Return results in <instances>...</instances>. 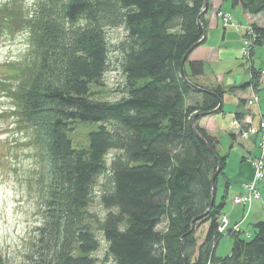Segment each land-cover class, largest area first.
Masks as SVG:
<instances>
[{
	"label": "trees",
	"instance_id": "trees-1",
	"mask_svg": "<svg viewBox=\"0 0 264 264\" xmlns=\"http://www.w3.org/2000/svg\"><path fill=\"white\" fill-rule=\"evenodd\" d=\"M32 1L26 10L18 0L0 6V27L27 33V53L5 65L9 73L0 79V92L12 101L1 117L14 118L39 159L29 187L34 185L43 212L29 264H95V232L106 241L112 264H264V220L246 239L228 224L219 232L225 196L216 203V183L226 176V157L198 121L218 105L222 112L224 90L196 83L204 73L201 61L184 65V75L180 71L206 32L204 15L203 32L197 18L208 1ZM230 2L249 16L264 14V0ZM117 27L125 31L118 48L125 95L99 100L93 87L109 67L106 30ZM251 31L252 55L264 43V29L252 23ZM249 72L248 83L228 91L257 92L260 70ZM92 124L96 130L77 143V129ZM111 151L117 153L107 164ZM102 176L106 213L97 216L88 207ZM223 236L233 244L228 256L218 258ZM0 264H6L1 253Z\"/></svg>",
	"mask_w": 264,
	"mask_h": 264
},
{
	"label": "rangeland",
	"instance_id": "rangeland-1",
	"mask_svg": "<svg viewBox=\"0 0 264 264\" xmlns=\"http://www.w3.org/2000/svg\"><path fill=\"white\" fill-rule=\"evenodd\" d=\"M9 1L11 0H0V6L6 5ZM18 2L22 4L24 10L32 8L33 5L32 0H18ZM222 3L224 5L222 13L226 14H222L221 16H229L236 26L241 24L240 29L237 30L236 28L238 27L232 26L231 21L224 22V17L221 18L220 16L221 13H216L215 15V11H212L209 4V9L203 14L204 25L208 27L209 19L206 18L211 13H213V16L219 18L220 25L217 28H213V30H208V32L206 28L205 34L208 33V35H205L206 39H204V42L213 46L215 53L218 54V59L207 61V63L201 62L204 63V84L216 83L217 76H219L223 77L222 88L226 89V87L230 88L229 86H233V82L238 84L243 79L246 81L249 78L250 67L260 68L264 73V44L255 46L251 55L244 44V41L248 37L246 35L243 36L244 31H251V26L245 28L248 17L243 14L241 8H233L230 0ZM255 22L257 24H264V14L259 15V18ZM124 38L125 31L122 27L106 30L109 67L103 74L100 85L93 87L96 99L117 101L125 95V78L120 67L122 58L118 50ZM26 40L27 33L24 29L6 26L0 27V79H5L8 76L9 70H6L7 67L5 65L16 63L24 58L27 53ZM191 53L184 60L186 68H188V62H192L190 61ZM197 78H194V80L197 81ZM231 92L225 90L222 101L224 99V105H229L232 109L234 107L232 103L235 101L233 99L236 96L234 92ZM242 93L245 94V91ZM237 101L236 103H238ZM10 107H12V101L6 97L5 92H0V253L6 264H29L27 258L31 256V244L34 240L35 229L42 222L41 214L43 212L34 185L32 184L33 188L29 187L30 183L35 182L36 171L39 168V159L34 156V150L26 145L25 134L15 128L14 124L16 123L14 118L10 115L1 117V113L8 111ZM253 107H251L252 111L255 110V107ZM231 112L233 110H225L223 113L218 114L223 127L222 129H218V133L215 136L218 140L217 149L219 154L226 157L225 175L230 177L235 172L237 165L244 163V160L251 162L253 167L252 180L244 184V192L234 195L230 199L232 206L245 207L243 220L240 225L238 224V231L241 226L242 232L240 235L246 239L253 234V228L250 223L251 217H246L251 203L257 201L260 205L259 211L264 212V173L256 172L257 168L255 166V163H258L257 160L264 155L262 139L264 132L261 130L259 132L261 134L259 154L257 152L258 156L255 154L254 156L257 157L251 160L248 154L250 148L245 141L250 136L256 135L257 132L248 126V124L244 126L245 129H241L235 120L233 121V125L232 123L230 125ZM87 126L77 129L79 131L75 135L77 143L84 144V135L82 134H85V141H87L86 134L90 131L92 132V130H96V125ZM234 131H242L244 133L240 136L241 139L237 138V141H235L231 137ZM73 139L72 141L75 144ZM116 153L115 151H111L107 155V164L111 162ZM241 157L244 159L243 161ZM226 180V176L223 175H220L217 179L216 203H219L223 196L230 194L226 190L228 186L225 185ZM104 182V176L98 178L93 187L92 201L88 207V210L97 216H103L106 213L100 204L101 185ZM227 208L228 205H226L224 210L222 209L224 215H222L221 221L226 219L228 222L225 215L227 214ZM205 230V226L199 229L197 231L198 235H204ZM95 234L99 242V248L97 252L91 254L92 259H94L95 264H112L105 256L106 241L101 233L95 232ZM232 244V237L223 236L216 248V257L224 258L228 256Z\"/></svg>",
	"mask_w": 264,
	"mask_h": 264
},
{
	"label": "crops",
	"instance_id": "crops-1",
	"mask_svg": "<svg viewBox=\"0 0 264 264\" xmlns=\"http://www.w3.org/2000/svg\"><path fill=\"white\" fill-rule=\"evenodd\" d=\"M229 0H208L212 11H215L214 14L216 15V13H221L222 14H226V13H222V9L224 7L222 2H228ZM236 8H240V7H235ZM242 11V10H241ZM244 14V13H243ZM248 19H247V23L245 25L246 27L251 26L252 23L256 24L257 26L261 27L264 29V24L263 23H259L257 24L255 22L256 19L259 18L258 16L252 17L249 16L247 14H245ZM211 17V18H209ZM216 16H213V13H211L208 18L209 19V25L207 28V32L208 30H213V28H217L218 25H220V20L219 18H214ZM262 24V25H261ZM240 25L238 24V28H236L237 30L240 29ZM246 30V29H245ZM246 31H244L243 36L245 34ZM205 35H208L205 34ZM206 39V38H205ZM264 44V43H263ZM220 50V49H219ZM214 59H218V54L215 53L213 46L206 44L205 42H203L200 46H198L197 48H195L193 50V52L191 53V58L190 61L192 62H199L202 61L204 63H207V61H213ZM258 70H260L261 74L259 76V87L257 92L253 91L252 88H246L245 90V94H243V91H235V98L233 100H235L232 105H234V107L231 109V106L229 105H224V99L222 101V113L227 110V111H232L230 113L231 115V121H230V125L232 123L233 125V121L235 120L236 122L239 123V126L241 127V129H245L244 126H246L248 124V126H250L252 129H254V131L257 132L256 135L254 136H250L245 142L248 145V147L250 148V151L248 152L251 160L256 158L257 152L259 154V143H260V121L262 119V117H264V73L263 70H261L260 68H256ZM263 75V76H262ZM203 78L204 76H200L197 78L196 83L199 86L202 87H207V88H217L220 87L222 88L223 85V77H219L217 76V80L216 83H209L208 85L204 84L203 82ZM251 75L249 74V78L245 81L244 79L236 84L235 82L232 83L233 86H229L231 87H237L239 85L248 83L250 81ZM222 83V84H221ZM223 89V88H222ZM228 87H226V89H223L224 91H228ZM231 92V91H230ZM233 93V92H231ZM253 95V96H252ZM256 97L257 98V102H254L253 104H251L250 106L247 105V101L250 100L252 97ZM238 99V101H237ZM245 100L246 102L244 104H241V100ZM236 101L238 103H236ZM255 107V110H251V107ZM253 107V108H254ZM241 114L242 118L240 120L235 119V114ZM218 114H221L220 112H214L211 115L208 116H204L202 118L199 119L198 124L199 126L204 129L208 135H210L211 137L216 138L215 135H217L218 133V129H222V125H221V120L218 117ZM247 119H249L248 121H246ZM235 132V131H234ZM238 132H235V134H237ZM237 137L234 138L235 141H237V138H240L239 135H236ZM241 139V138H240ZM257 156H254V155ZM241 160L243 161L244 159ZM245 162L242 164H238L237 168L235 169V172L228 177L226 175L227 178V192H229L230 194H227L225 196V203H224V207L223 210L225 209L226 205H228V208L226 210L227 214L226 218L228 219V228H233L236 225H240V223L243 220V214L245 211V207L243 206H232L230 203V199L232 196L237 195V194H241L244 192V184H246L247 182H250L252 180L253 177V167L251 165V162H248V160H244ZM225 195V194H224ZM261 198V195H260ZM259 204L257 201H253L249 207V212L248 215L246 217H251V225L253 226L254 224H256L259 221H263L264 220V212L259 211ZM222 210V211H223ZM222 215H224V213L222 212ZM246 219V218H245ZM238 225V227H239ZM239 234H241L242 229L241 226L239 228ZM248 233V232H246Z\"/></svg>",
	"mask_w": 264,
	"mask_h": 264
},
{
	"label": "built area",
	"instance_id": "built-area-1",
	"mask_svg": "<svg viewBox=\"0 0 264 264\" xmlns=\"http://www.w3.org/2000/svg\"><path fill=\"white\" fill-rule=\"evenodd\" d=\"M221 16V15H220ZM222 17H224L223 18V20H224V22H226V21H231V18L229 17V16H227V15H225V16H221V18ZM232 22V21H231ZM231 25L233 26V25H235L233 22L231 23ZM236 26V25H235ZM236 27H238V26H236ZM249 35H251L252 34V31H250L249 30V32H247ZM252 36V35H251ZM253 39V36L251 37V38H248V39H246L245 41H244V44H245V46L247 47V48H249V46H250V44H251V40ZM254 102H257V98L254 96V97H252L250 100H248L247 101V105L248 106H250L251 104H253ZM239 124V123H238ZM237 124V125H238ZM234 127V126H233ZM237 127V126H236ZM259 127H260V130L262 131V132H264V117L261 119V121H260V124H259ZM239 133H240V135H243L244 133L242 132V131H238ZM263 151H264V135H263ZM258 163H255V166H256V172H262V173H264V155H262L258 160ZM257 195V194H256ZM258 196V195H257ZM259 198V197H258ZM241 200V199H240ZM227 224H228V222H227V220L226 219H223L222 221H221V225H220V227H219V232H221V233H225L226 232V230H227ZM234 231H238V226H235L234 227Z\"/></svg>",
	"mask_w": 264,
	"mask_h": 264
},
{
	"label": "water",
	"instance_id": "water-1",
	"mask_svg": "<svg viewBox=\"0 0 264 264\" xmlns=\"http://www.w3.org/2000/svg\"><path fill=\"white\" fill-rule=\"evenodd\" d=\"M206 10H207V3H205V7H204V9L201 11V13L199 14V17L197 18V25H198L199 29H200L202 32H203V30H202V28H201L199 18H200L201 15H203V14L206 12ZM205 37H206V36H205V33L203 32L202 39H201L196 45H194V46L190 49V51H193L195 48H197L198 46H200V45L203 43ZM187 55H188V53H187ZM187 55H186L185 58L183 59L182 64H181V67H180V71H181V74H182V75H184V74H183L184 60L187 58ZM200 90H202V89H200ZM202 91H204V90H202ZM219 107H220V105H218V107H217L213 112L217 111ZM192 126H193V130H194V132L197 133L196 130H195V128H194V119H192ZM215 176H216V174L214 175V178H213L212 181H211V184H212V185H213V183H214ZM213 202H214V198L211 199V203H210V206H209L208 210H210V209L212 208Z\"/></svg>",
	"mask_w": 264,
	"mask_h": 264
}]
</instances>
